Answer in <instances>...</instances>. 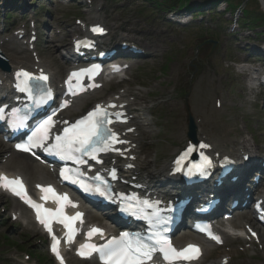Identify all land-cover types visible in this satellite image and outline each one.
Returning a JSON list of instances; mask_svg holds the SVG:
<instances>
[{
    "label": "rangeland",
    "instance_id": "1",
    "mask_svg": "<svg viewBox=\"0 0 264 264\" xmlns=\"http://www.w3.org/2000/svg\"><path fill=\"white\" fill-rule=\"evenodd\" d=\"M83 1L76 0L63 4L58 0H21L20 5L14 8L13 6L7 9L0 8V14L3 10L11 12L9 14L12 19L9 20L19 25L23 22L22 19L38 22L37 34L38 36L43 34L41 38L38 37L37 42L38 48L41 49L39 53L41 52L42 60L47 56L44 53L45 49L52 46L49 43L51 35H57L56 39H62V35L68 31L66 26L75 27L77 21L81 23L91 15V17H99L106 25L110 24L114 28L112 33L119 34L115 38L124 36L147 53L150 50L144 46L145 44L155 43V46H158L153 57L132 63L121 81L115 80L116 83L110 90L99 93L94 99V101H102L118 88L143 92L145 96L143 105L154 109L158 126H154L153 129L161 134L142 137V160L148 158L151 160L154 151L165 147L167 152L160 157L162 158L160 162L168 160V152L173 146H182L186 144V141H190L186 137L184 141L165 138L166 130L169 134H174L175 130H178L180 134L184 132L187 136L188 117L191 116L199 122L198 117L204 111L207 114L215 112L213 116L215 118L205 128L199 126L203 135L200 139L219 140L221 145L228 146L226 138L233 140L243 137L251 141V138H257V134L259 137L264 136V86L256 87V90L252 92L247 88L246 80L238 76L236 68L232 65L241 61L242 58H248L249 56L245 57L246 52L254 55L255 59L257 55H260L259 58L264 56V53L260 51L264 47V12L258 0L231 1L234 9L245 4L242 9H247L251 14L249 23L239 25L241 29L233 32L235 34L232 36L233 39L231 25L234 13L230 14L229 11L223 12L221 16L214 13L208 15V11L205 12L206 8H203L201 9L202 22H198L200 19L198 17L187 26H180L173 22L175 19L167 11L168 7L161 8L155 3H150L149 0H88L92 1L91 8L94 9L93 12H89V16L86 14L89 8ZM190 1L189 4L196 10H200V7L196 8V6L205 3L204 0ZM222 3L218 10L223 8L225 3ZM103 5L105 9L99 12L97 7ZM13 11L16 13L13 14ZM238 13L241 17L242 14ZM253 16H257V20L262 19L255 21V26L251 28L252 25L249 24L252 23ZM52 18L58 22H64V25L51 27L42 24L49 23ZM187 19H190L189 15ZM122 23H127L129 28L140 30L141 34L127 35L120 32L116 26ZM27 25L31 27V23ZM256 26L258 28H255ZM60 30L63 34H59ZM28 32L29 37L30 30ZM4 36L0 34V39ZM66 42L70 43L71 38H68ZM55 43L59 44V42ZM5 47L2 46L4 52ZM62 49L60 47L55 50L54 54H64ZM19 58H25V56L20 55ZM28 58L30 60L29 56ZM68 67L66 66V69ZM91 106L92 101L76 116ZM225 131L228 134H225ZM226 135L227 137H224ZM6 151L9 152V148L4 146L3 152ZM0 169L13 170V166L4 164L0 165ZM26 225L27 221L22 219V215L17 221L13 220L12 209L7 199L0 197V264H17L13 258L24 261L28 257L31 260L28 255H36V258L38 253L46 252L43 237L35 233L31 226L26 227ZM262 240L264 243V235ZM237 245L240 244L236 243L235 249ZM256 249L259 251L248 250L239 254L233 259L232 264H264V248L256 246ZM220 252L217 251L215 255ZM251 253L252 256H250ZM215 261L213 257L205 258L202 264H212L216 263ZM30 264L34 263L30 262Z\"/></svg>",
    "mask_w": 264,
    "mask_h": 264
},
{
    "label": "bare ground",
    "instance_id": "2",
    "mask_svg": "<svg viewBox=\"0 0 264 264\" xmlns=\"http://www.w3.org/2000/svg\"><path fill=\"white\" fill-rule=\"evenodd\" d=\"M258 1L260 3L261 9L264 12V0H258ZM83 3H88V1L85 0L83 1ZM78 30L81 31L82 29L73 28V31H78ZM121 30L126 33L131 31V29L128 28L127 25H121ZM71 32L72 31H70L69 34H71ZM68 36L69 35H65L64 38ZM124 41H125L124 39L120 38V42H118V45L122 46ZM8 45L9 46L7 47V50L10 51V54L6 53L5 56L10 59L12 69L24 68L25 65L30 69L43 68L45 71L51 73V77H52L51 82L53 85L57 84L56 80H58V78L62 76L61 75L62 73L64 74L68 71L66 70V66L70 65L69 57L65 56L64 54H58V55L54 54L56 47L53 45L51 47L48 46L45 49L44 53L47 56L45 57L44 60H40V64L35 63L34 61L30 62L28 58L26 59V61L21 60L20 58H18V55L20 54L18 49H14V45L12 43H8ZM60 46H65L64 49L67 50L66 47L68 45L65 42V40L60 42ZM150 50L152 51L150 56H154V53H156L158 50V46H155V43H153L150 46ZM262 52H264V47L262 49ZM118 60L121 61L120 59ZM119 65H122V64H119ZM123 67L124 69L126 68L125 66ZM0 79L4 82V87H5L4 89H2V91L3 90L5 91L7 87L9 86L7 83V80L9 79V74L0 73ZM114 83H115V79H112L104 83L100 90H96L86 96L82 95V97L80 96L79 98L74 99L70 103L69 107L61 113V116L59 118L61 120L71 119L76 114L80 113L82 109L89 102L91 101L93 102L94 99L98 97L99 93L107 92L110 86ZM144 102H145V96L143 95V92H140V91L132 92L130 89L122 90L121 93L117 95H113L112 98L105 101L107 105L110 103H115L116 105L115 107H111V111L113 113H118L119 117L125 118L128 123V125H123L121 126V128L118 127L119 133L121 135V139L125 140L124 145L117 147V149H121L122 155L125 156L123 159L124 165H120L121 166L120 168L124 170V169H128L127 167H130L132 165L134 166V168L130 170L129 174L126 173V171L124 170V173L129 176L130 180L129 179L127 180H129L130 182L134 181L132 177L135 176L138 178L136 179V181L138 180L137 184H140V185L142 184L143 186H145L144 184H147V183H153V181H155L156 184H160L161 186H163L164 181H166L167 186H169L170 182L167 181L169 180V178L165 176V170L169 167L174 157L178 155V153L182 150V148H180L181 146H178V145H175L174 147H172L168 152L169 157H170L169 161L164 160L160 162V160L162 159V158L160 159V157L164 153L167 152L166 147L158 148L157 151H154L153 155L151 156V160L149 158L144 159V160L140 159L139 155L143 153V151L141 150L143 149V145L141 142L142 137L161 134L160 132H157L153 129V127L158 126V124L156 123V120L154 118L153 111L149 109L147 106H144L143 105ZM213 115H214L213 113L211 115H208L204 111V113L201 114L199 117L201 121L203 122V125H206L210 123L211 117ZM196 131H197V138H199V136L201 135L200 133L201 130H199V128L197 127ZM225 134H228V132L225 131ZM164 137L170 140L177 139V140L183 141V139L185 138V133L182 132V134H180L178 130H175L174 134H169L168 130H166V132L164 133ZM224 137H227V135ZM197 141H200V140H197ZM225 141L231 142L233 145L232 147H236V149L234 148L231 150V152L230 151L226 152L225 150L221 149V145L217 146V143L219 142L211 141L210 145H211V149H213V154H217V153L222 154V155L231 154V153L236 154L237 150L239 149L238 147L241 146V148H243V145L247 142L245 138H242L241 140L240 139L239 140H229V138H227L225 139ZM239 141H242V142L237 143ZM0 145L2 148H4L5 146L1 142H0ZM253 154L254 153H252L251 155ZM251 158L253 159H251L250 161L256 160L255 156L254 157L252 156ZM245 162L246 160H243L242 156H238V155L234 156V163L232 164L233 169L231 168L229 173L232 174L233 176H237L236 172H239L242 169V165ZM6 165L10 167L13 166V170H9L11 175L16 174V175L22 176L27 181V184L31 189L33 188L31 184H43V185L52 184L53 178L52 176L46 173L47 170L44 167H41L35 164L34 161H32L30 158L26 156L13 153L11 158L7 160ZM214 169L216 170H213V174L218 175V172H217L218 167H215ZM145 170L147 171L145 172ZM225 179L226 178H224L223 180ZM222 183L229 186V184L226 181H223ZM232 184H233V181H232ZM161 186L160 188H156L155 185L153 187H150L149 185H147L146 189L149 192H151L150 189L152 190L157 189V193H160L161 191H163V188ZM234 187L239 188L237 185ZM262 188H264V185L261 186V189ZM211 189L212 190L210 191L209 188H205L203 192L212 194V193H216L214 192L215 190H218L216 189V187L211 188ZM218 193H219V190H218ZM199 197H206V196H199ZM246 200H249V199H246ZM19 207H21L24 210L23 215L28 220L29 225H32V222L30 221V218H29L28 211L21 204L14 201V205L12 206V208L17 209ZM86 218L88 219L87 223L97 222L98 220L101 221V219L95 218V216H93V214L89 211H86ZM244 220H246L248 223L251 222V219L247 217L242 218L239 221L237 218H234L233 226H236L238 228H241V227L244 228L245 225L242 223ZM33 229L35 228L33 227ZM263 235L264 234H262V236ZM190 239H191V236L187 238L184 237V238H181V242L186 243ZM236 240H239V239H236ZM227 241L235 242V240H233L232 238H228L225 240V242ZM203 246H204V251H203L204 255L202 256L201 260L203 258L209 257V255L213 252L212 250L216 248L214 246L213 248L210 247L211 245L209 244H204ZM232 256H233L232 250L227 251L225 256H223L220 261L216 260L215 261L216 263H212V264H232L233 263ZM201 260L197 262L196 264H200ZM68 262L70 264L82 263L81 260L77 259L75 256H69Z\"/></svg>",
    "mask_w": 264,
    "mask_h": 264
},
{
    "label": "snow or ice",
    "instance_id": "3",
    "mask_svg": "<svg viewBox=\"0 0 264 264\" xmlns=\"http://www.w3.org/2000/svg\"><path fill=\"white\" fill-rule=\"evenodd\" d=\"M94 32H103L102 28H94ZM79 43V42H78ZM82 70L80 73L74 72L69 76L68 83L71 85L73 77H79L83 74ZM16 78L19 81L17 88L21 92L31 93L32 88L38 87L39 85H33L32 81H47V76L41 74L39 77H34L31 73L20 70L16 73ZM63 106H67V102ZM114 107V105H113ZM2 111V109H0ZM108 113L104 111L100 106H97L94 111L89 112L86 116L77 120L74 124H71L68 127L63 129L62 135L55 136V143L47 148L48 151L53 152L55 155H58L63 160H74L77 163H84L81 159L82 155H88L92 159H96V153L100 151H106L112 147L113 143H124L120 141L115 133H112L110 129L106 127L111 121L107 120ZM65 123H67L65 121ZM55 121L52 117H48L44 120L36 132L33 134V139L31 142L32 147H44L45 142L49 140L51 129L54 127ZM100 144H103L104 147H99ZM25 151L29 149L23 145L18 146ZM200 148H208L209 145L201 144ZM193 147H189L176 161L177 170H179L181 162L187 158V156L193 152ZM79 154V155H78ZM201 158L207 164H210L211 161L208 160V157L204 156L201 153ZM69 169H64L61 171V176L64 179H70L72 183H80V186L85 191H91L89 186L81 183L77 179H73L69 173ZM114 175V173H113ZM97 179H99L97 177ZM0 181H3L4 187H11L13 193L17 196H20L24 199L25 203L29 204L32 208L36 210L37 220L46 228L49 234H52L51 223L52 219H56L59 223L63 224L67 232L68 242H71L74 235L73 222L81 218L80 213H76L75 216L68 217L63 215V208L65 203L70 204L67 195L58 196L54 189L49 187L41 188V191L45 193V196L42 199H49L50 197L47 194H51V198L54 199L60 207L56 209L55 212H52L49 209L43 208L42 205L36 204L27 197L26 191L24 190L23 183L19 179L9 180L7 177L0 176ZM101 196H107V190H101L99 186H96L94 189ZM110 198V197H108ZM147 204V202H144ZM152 205H149L151 207ZM75 207V205H72ZM122 211H129L128 207H122ZM93 234L103 235V232L99 228H92L88 232V237L91 238ZM255 235V233H253ZM217 242H220L219 237H212ZM151 240V238H149ZM52 251L55 253L58 259H60L61 264H63V259L60 257L58 245L59 240H57L55 235H52ZM93 252L100 253L103 264H147L148 261L153 259V254L160 252L163 256V259L168 262V264H173L177 260H192L198 257L199 248L189 245L187 248H184L180 251H177L172 247L170 241L163 237H158L153 243L145 242L141 237H133L129 233H121L119 237H113L107 241L106 244L97 246L91 243H85L80 246L78 254L81 256L91 255Z\"/></svg>",
    "mask_w": 264,
    "mask_h": 264
},
{
    "label": "trees",
    "instance_id": "4",
    "mask_svg": "<svg viewBox=\"0 0 264 264\" xmlns=\"http://www.w3.org/2000/svg\"><path fill=\"white\" fill-rule=\"evenodd\" d=\"M149 1L157 4L161 8L168 7V8L174 9V7H176L177 5H180L179 8L185 7L186 9L192 11V7L189 4L190 0H149ZM204 1H210V0H204ZM226 1H228L229 7H232L231 3L229 2L230 0H226ZM215 4L216 2L213 5ZM195 11H199V10H195ZM243 15L246 19L249 15V12L245 11V14L243 13ZM242 21L245 22L246 20L242 18ZM253 23H255V20L252 21V25H254Z\"/></svg>",
    "mask_w": 264,
    "mask_h": 264
},
{
    "label": "water",
    "instance_id": "5",
    "mask_svg": "<svg viewBox=\"0 0 264 264\" xmlns=\"http://www.w3.org/2000/svg\"><path fill=\"white\" fill-rule=\"evenodd\" d=\"M3 58H0V65L4 64V69H7V66L5 64V62L2 60ZM189 132H188V135L189 137H191L192 139L194 138V126H193V121L191 118H189Z\"/></svg>",
    "mask_w": 264,
    "mask_h": 264
}]
</instances>
